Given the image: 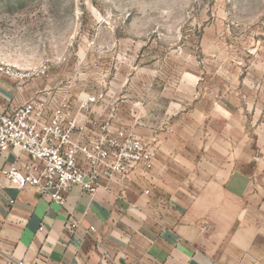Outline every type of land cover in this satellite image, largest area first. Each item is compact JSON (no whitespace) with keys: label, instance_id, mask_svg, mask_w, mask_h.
<instances>
[{"label":"rangeland","instance_id":"1","mask_svg":"<svg viewBox=\"0 0 264 264\" xmlns=\"http://www.w3.org/2000/svg\"><path fill=\"white\" fill-rule=\"evenodd\" d=\"M0 61L101 96L222 223L264 188V0H0Z\"/></svg>","mask_w":264,"mask_h":264},{"label":"crops","instance_id":"2","mask_svg":"<svg viewBox=\"0 0 264 264\" xmlns=\"http://www.w3.org/2000/svg\"><path fill=\"white\" fill-rule=\"evenodd\" d=\"M49 86L42 79L3 76L0 111ZM72 104L79 113L80 104ZM108 109L107 101L94 105L90 129L119 121L118 112ZM94 135L87 131L75 138L85 141ZM162 135L167 133L155 137ZM29 159L24 152L0 151V264H264V188L248 197L251 209L245 218L222 223L224 213L211 215L191 206L184 188L186 169L177 159L173 162L168 147L160 146L150 170L136 167L100 179L93 196L74 184L60 204L34 187L5 183L1 169L10 164L22 169ZM200 198L205 201V193L195 199ZM71 221L78 226L70 228Z\"/></svg>","mask_w":264,"mask_h":264},{"label":"built area","instance_id":"3","mask_svg":"<svg viewBox=\"0 0 264 264\" xmlns=\"http://www.w3.org/2000/svg\"><path fill=\"white\" fill-rule=\"evenodd\" d=\"M48 75V65L25 71L0 61V80L8 76L29 81ZM100 100L101 96H88L79 103L77 113L69 93L49 86L24 103L0 111V151L24 152L30 158L22 169L15 164L1 169L5 183L19 189L34 187L63 204L74 184L93 196L100 179L126 175L136 167L150 170L154 154L140 137L114 125L111 119L92 125L98 130L90 129L89 124H95L91 120L93 107ZM87 131L94 132V137L85 141L75 138ZM77 226V222L69 223L70 228ZM15 264L41 263L20 260Z\"/></svg>","mask_w":264,"mask_h":264}]
</instances>
